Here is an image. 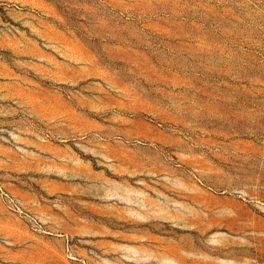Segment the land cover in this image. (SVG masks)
Listing matches in <instances>:
<instances>
[{
  "label": "rangeland",
  "instance_id": "obj_1",
  "mask_svg": "<svg viewBox=\"0 0 264 264\" xmlns=\"http://www.w3.org/2000/svg\"><path fill=\"white\" fill-rule=\"evenodd\" d=\"M0 264H264V0H0Z\"/></svg>",
  "mask_w": 264,
  "mask_h": 264
}]
</instances>
